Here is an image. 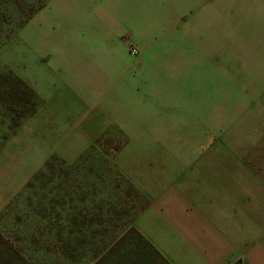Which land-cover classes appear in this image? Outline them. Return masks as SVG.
Masks as SVG:
<instances>
[{
	"label": "rangeland",
	"instance_id": "rangeland-1",
	"mask_svg": "<svg viewBox=\"0 0 264 264\" xmlns=\"http://www.w3.org/2000/svg\"><path fill=\"white\" fill-rule=\"evenodd\" d=\"M10 74L41 99L34 116ZM112 117L111 143H75ZM197 152L215 154L213 176L223 162L247 171L233 179L264 219V0H0V264H93L149 205L138 177L158 194L208 183L180 170L201 165Z\"/></svg>",
	"mask_w": 264,
	"mask_h": 264
},
{
	"label": "crops",
	"instance_id": "crops-1",
	"mask_svg": "<svg viewBox=\"0 0 264 264\" xmlns=\"http://www.w3.org/2000/svg\"><path fill=\"white\" fill-rule=\"evenodd\" d=\"M132 42L139 48L136 40L132 39ZM119 43L111 50L117 57H121L125 69L130 71L129 58L122 55L120 50L125 46L121 41ZM143 44L150 45L149 42ZM63 64H66L65 61ZM42 77L47 80L43 73ZM45 80L44 83L47 85ZM50 83L55 88L57 77H50ZM62 91V94L56 91L55 96L62 98L61 95H66L70 105L74 106L73 110L76 108L80 111L85 108L81 99L83 97L78 91L69 88ZM52 96L53 94L49 96L50 99ZM56 116L62 121L60 116ZM67 120L68 122H63L65 126L70 123V120ZM115 123L118 121L113 117L99 121L101 130L99 132L95 130L97 132L95 136H90L91 132L86 131V134L89 133L88 136L76 137L75 143H82L80 146L83 147L92 144ZM154 140V143H159L158 140L161 141L162 138L154 137ZM74 151V156L64 158L72 161L82 153V149ZM197 153H201L197 156V162L201 165L195 167V163L192 162L191 167L185 168L181 163L183 166L180 170L189 174L210 172L208 183L205 182L204 185L198 183L184 185L183 182L186 180L180 179L181 185L167 187L158 194L153 192V188L142 184L138 177L139 187L149 196L150 202L137 217L136 228L170 264H264V219L258 220L253 217L258 203L249 199L253 194L250 185L243 183L242 175L233 179L235 172L240 174L244 172L247 175V171H243L242 168L226 167L223 162L220 165L222 174L219 177L213 176L212 173L215 172L213 165L216 167V162L209 163V156L215 154ZM213 179L217 180L219 187L212 186ZM196 180H199V177ZM254 183L263 190L256 180ZM261 214L262 210L259 209L258 215Z\"/></svg>",
	"mask_w": 264,
	"mask_h": 264
},
{
	"label": "trees",
	"instance_id": "trees-1",
	"mask_svg": "<svg viewBox=\"0 0 264 264\" xmlns=\"http://www.w3.org/2000/svg\"><path fill=\"white\" fill-rule=\"evenodd\" d=\"M46 2L43 1L40 8H43ZM39 8V9H40ZM32 15L29 17L31 18ZM21 27V25L19 26ZM10 81H15L18 87H23V94L28 93V102H32L33 109L26 113L25 119L34 116L38 107L42 105V101L37 93L22 79L10 74ZM12 88H15L12 86ZM110 137H100L97 142L100 144L111 143ZM55 156H51L43 165V169L39 170L33 176V181L41 175L45 174L46 170L54 168ZM33 181L28 183V186L33 184ZM148 205L140 207L136 214H139L147 208ZM93 264H170L167 259L155 248V246L134 226L133 224L124 227L118 232L111 241L105 245L103 252L99 255Z\"/></svg>",
	"mask_w": 264,
	"mask_h": 264
},
{
	"label": "built area",
	"instance_id": "built-area-1",
	"mask_svg": "<svg viewBox=\"0 0 264 264\" xmlns=\"http://www.w3.org/2000/svg\"><path fill=\"white\" fill-rule=\"evenodd\" d=\"M130 49H131L132 54H134V55H138L139 54V51H138V49H137V47H136V45L134 43H131Z\"/></svg>",
	"mask_w": 264,
	"mask_h": 264
}]
</instances>
